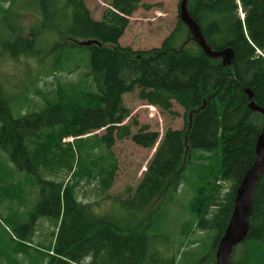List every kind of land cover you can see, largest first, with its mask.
<instances>
[{
  "label": "trees",
  "instance_id": "1",
  "mask_svg": "<svg viewBox=\"0 0 264 264\" xmlns=\"http://www.w3.org/2000/svg\"><path fill=\"white\" fill-rule=\"evenodd\" d=\"M22 1L40 23L25 36L21 26L7 25L10 10L1 8L0 64L34 58L47 73L68 74L77 70L69 65L87 49L89 71L78 83L39 90L45 107L19 118L0 81V148L22 171L38 176L31 224L15 229L18 254L33 248L30 236L37 222L47 219L56 225L53 241L46 251L35 248L45 264H106L109 254L119 264H141L148 243L166 233L168 208L181 203L177 193L185 188L188 215L175 226L177 255L184 245L200 243L192 240L196 231L215 233L209 264L216 263L264 126V116L250 109L246 93L250 89L264 108V0H188L207 44L213 50L233 49V67L207 56L180 16L160 48L122 47L130 17L151 8L144 0H111L101 20L92 17L85 0ZM183 32L188 38L179 44ZM41 41L48 47H39ZM134 92L162 114L178 116L173 107L180 105L184 128L167 129L160 141L147 125L133 132L140 124L123 97ZM102 129V137H84ZM67 138L74 140L64 142ZM127 139L147 149L159 145L138 186L129 188L126 198H113L127 214L101 217L92 204L80 201L78 188L82 181L97 182L100 193L108 195L119 169L112 148ZM239 246L243 253L234 259V247V264H264V175L256 184L248 235Z\"/></svg>",
  "mask_w": 264,
  "mask_h": 264
},
{
  "label": "rangeland",
  "instance_id": "2",
  "mask_svg": "<svg viewBox=\"0 0 264 264\" xmlns=\"http://www.w3.org/2000/svg\"><path fill=\"white\" fill-rule=\"evenodd\" d=\"M62 2L65 0H61ZM111 0H85L92 17L101 20L104 11L109 8ZM182 0H144L143 3L151 6L149 10L140 8L130 17V25L124 36L120 39L122 47H131L133 50H150L160 48L164 40L176 29L180 16V3ZM1 8L10 10L7 25L23 28V34L29 36L31 29L39 25V15L22 0H0ZM18 23V24H17ZM5 29V23L0 25V33ZM6 31V30H5ZM188 38L178 39L182 44ZM177 44V45H179ZM39 47H48V43L41 41ZM76 58L69 67L77 68L72 73H47L39 59L21 57L18 61L5 60L0 64V81L8 92L11 99V108L14 117L19 118L39 111L45 107L42 96L38 93H46L57 88V84L78 83L81 74L89 71L88 50ZM125 105L132 111V116L138 119L140 126L134 127L137 132L143 125L149 126L151 131L158 132L162 139L167 129L179 130L185 126V111L174 103L173 110L178 116L162 114L158 107L152 110L151 106L138 98L137 92L125 94ZM127 120L126 123H129ZM105 130L95 131L87 136L98 135L102 137ZM74 138H67L64 142H73ZM147 149L136 145L130 139L118 141L112 148L119 163L115 183L108 195L101 194L97 182L88 183L82 181L78 188L80 201L92 204V212L101 217L118 218L126 215L128 211L120 209L113 201L115 196L126 198L129 188H136L146 171L149 162L155 154L156 148ZM100 152L95 151V153ZM38 176L33 173L22 171L8 154L0 148V264H45L42 254L35 251L36 247L42 246V251L52 243L51 237L56 231L54 222L41 219L30 239L33 248L18 254V246L21 240L17 238L15 229L25 224H31L30 215L39 201ZM228 185L224 187L227 188ZM224 191L223 193H225ZM177 200L181 203L170 205L169 220L165 226L166 233L153 243H148L145 258L141 264H209V258H213L215 233L196 231L192 240H201L194 246L184 245L180 254L177 255L179 239L174 234L175 226L187 219L186 202L190 194L182 188L177 193ZM177 205V206H176ZM92 221V217L89 216ZM21 231V230H20ZM178 234V232H177ZM241 245V244H240ZM234 259L240 258L243 246H236ZM168 252V254H167ZM167 254V255H166ZM106 264H119L107 255ZM118 261V262H117ZM217 263V262H216ZM215 261L210 264H216Z\"/></svg>",
  "mask_w": 264,
  "mask_h": 264
},
{
  "label": "water",
  "instance_id": "3",
  "mask_svg": "<svg viewBox=\"0 0 264 264\" xmlns=\"http://www.w3.org/2000/svg\"><path fill=\"white\" fill-rule=\"evenodd\" d=\"M187 5L188 0L181 1L180 18L191 30L197 44L207 56L212 58H221L225 66L233 67V49L229 47L223 50H213L205 41L198 24L191 17ZM90 44L91 42H83L80 45L88 46ZM246 93L248 95V106L250 109L264 116V108L259 107L255 103L253 92L248 89ZM192 117L193 115L191 114V120ZM256 154L257 157L253 167L247 172L237 190L236 205L233 216L226 233L221 238L217 247L216 264H234L232 259L233 249L235 246L241 244L248 235L256 184L264 175V126L262 134L257 142Z\"/></svg>",
  "mask_w": 264,
  "mask_h": 264
}]
</instances>
